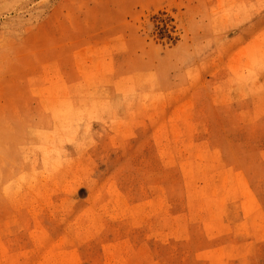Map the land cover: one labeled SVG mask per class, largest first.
Wrapping results in <instances>:
<instances>
[{"label": "rangeland", "instance_id": "rangeland-1", "mask_svg": "<svg viewBox=\"0 0 264 264\" xmlns=\"http://www.w3.org/2000/svg\"><path fill=\"white\" fill-rule=\"evenodd\" d=\"M0 264H264V0H0Z\"/></svg>", "mask_w": 264, "mask_h": 264}]
</instances>
